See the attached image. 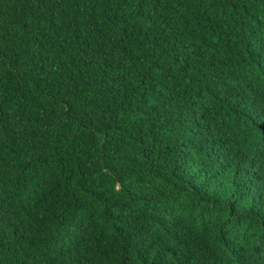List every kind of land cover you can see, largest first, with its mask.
Listing matches in <instances>:
<instances>
[{"label": "trees", "instance_id": "1", "mask_svg": "<svg viewBox=\"0 0 264 264\" xmlns=\"http://www.w3.org/2000/svg\"><path fill=\"white\" fill-rule=\"evenodd\" d=\"M0 264H264V0H0Z\"/></svg>", "mask_w": 264, "mask_h": 264}]
</instances>
